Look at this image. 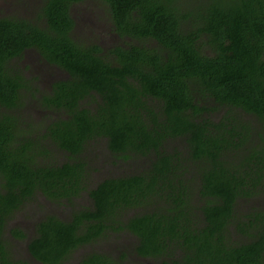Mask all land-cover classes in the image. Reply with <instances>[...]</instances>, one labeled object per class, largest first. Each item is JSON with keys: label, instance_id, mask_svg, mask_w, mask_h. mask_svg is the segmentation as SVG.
Instances as JSON below:
<instances>
[{"label": "trees", "instance_id": "1", "mask_svg": "<svg viewBox=\"0 0 264 264\" xmlns=\"http://www.w3.org/2000/svg\"><path fill=\"white\" fill-rule=\"evenodd\" d=\"M81 1L44 0L35 20L0 17V264H17L5 230L22 206L85 191L91 205L70 219L37 222L27 244L36 261L67 264L112 230L136 235L137 255L154 264H264V211L236 212L264 194V0H103L118 36L138 41L110 49L72 37ZM29 49L68 74L41 96L63 114L42 133L20 113L31 83L18 62ZM100 138L148 165L88 188L82 154ZM173 139L186 154L166 149ZM49 143L68 160L54 163ZM132 209L142 212L123 218ZM79 264L124 263L91 252Z\"/></svg>", "mask_w": 264, "mask_h": 264}, {"label": "rangeland", "instance_id": "2", "mask_svg": "<svg viewBox=\"0 0 264 264\" xmlns=\"http://www.w3.org/2000/svg\"><path fill=\"white\" fill-rule=\"evenodd\" d=\"M197 3L198 0H190ZM44 0H0V17H23L30 20L37 19L38 13ZM71 14L75 20L72 37L83 45L98 44L103 49H110L115 45L137 44V40L121 38L114 30V24L108 4L103 0H84L72 6ZM43 23V21H41ZM153 44H155L153 42ZM107 51V50H106ZM18 64L24 70L25 77L31 86L26 89V99L20 109L25 123L33 124L35 132L42 133L46 125L54 119L63 116L59 111L42 107L40 99L42 94L48 93L53 81L68 77L65 70L57 65L46 62L36 49H29L19 60ZM212 106V102L208 103ZM89 106H94L90 103ZM223 113V109L217 116ZM51 160L54 163H62L68 160L66 152L60 150L54 144L49 143ZM179 148L187 153L186 143L181 139L169 140L166 149L172 151ZM82 158L88 163V188L94 187L103 179L108 177H121L140 172L148 165L144 157L133 156L129 160L118 157L107 147L106 139H97L88 143ZM195 167V166H193ZM195 169L190 171L194 175ZM194 179V178H193ZM195 199V203H198ZM91 205L87 191L72 203L54 202L44 195L38 193L35 198L28 201L20 208L8 223L5 230V238L8 241L11 255L17 264H41L29 253L27 244L36 234V224L48 214L68 220L72 211L84 206ZM254 210L264 211V194L249 199H240L236 204V212L239 216H245ZM142 212L140 209H132L123 218ZM12 228H21L27 233L25 239H18L11 233ZM239 240L242 236L234 235ZM138 243L136 235L129 231L115 232L112 230L96 241L77 249L69 258L67 264H79V261L88 253L100 252L112 256L124 264H154L153 261L141 258L135 251Z\"/></svg>", "mask_w": 264, "mask_h": 264}]
</instances>
